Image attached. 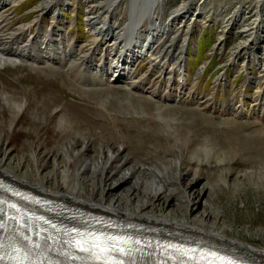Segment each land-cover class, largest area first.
<instances>
[{"label": "rangeland", "instance_id": "374dc122", "mask_svg": "<svg viewBox=\"0 0 264 264\" xmlns=\"http://www.w3.org/2000/svg\"><path fill=\"white\" fill-rule=\"evenodd\" d=\"M8 1L10 6H1H7L6 33L25 23L8 43L21 45L20 37L22 54L43 61L27 58L0 66V160L4 157L5 166L105 205L120 203L152 216L186 219L264 249V110L257 116L254 105V99L264 103L258 54L264 47V0H193L187 18L173 22L169 38L158 43L160 50L179 48L180 40L189 36L187 55L170 65L175 69L171 83L145 59L133 67L131 83L96 88L74 76L71 69L76 74L80 69L69 60V53L71 58L80 53L70 40L82 53L92 54L93 64L107 58L103 50L109 46L102 41L103 48L94 45L95 36L87 28L86 0H70L71 5L51 0V12L42 7L43 0ZM98 1L102 4L95 3L96 13L103 22L110 0ZM185 1L162 0L157 15L165 21ZM129 3L115 4L105 28L109 39L117 28H125ZM236 10L240 12L234 18ZM204 28L214 42L200 58L202 41L195 60L197 36ZM175 31L180 39L174 44ZM61 51L68 52L65 63H57ZM207 57L216 61L210 73L208 60L203 61ZM182 64L189 71L184 86L177 74ZM201 64L205 67L199 74ZM136 82L142 84L139 90L129 89ZM241 98L245 112L233 117V104H241ZM125 174L130 180L119 182ZM194 188L203 191L200 198ZM159 190L163 196L154 197Z\"/></svg>", "mask_w": 264, "mask_h": 264}, {"label": "bare ground", "instance_id": "6f19581e", "mask_svg": "<svg viewBox=\"0 0 264 264\" xmlns=\"http://www.w3.org/2000/svg\"><path fill=\"white\" fill-rule=\"evenodd\" d=\"M86 1H87L86 3H88L87 5L88 16L86 18L87 28L90 29V32L95 36L94 39L95 41L97 42L102 41L109 47L107 48V50L105 51L103 50L104 52H106L107 58L102 62H100L99 64H93L90 62V60L93 59L92 54L89 52L82 53L81 50H79L74 46V43L72 42V40H70V38L66 34L65 36L70 40L72 49L76 50L77 52H80L79 55L75 58H71L69 53V57H70L69 60H71V62L73 63L77 62V66H75V68L80 69V73L77 74L74 73V70L71 69L73 74H75L74 75L75 77L79 78L80 80L98 79V82H102L104 78H107L108 81L114 80L117 82L122 81L125 83L126 82L131 83L134 80L135 69H133V67L138 65L140 60L150 59L151 65H153V67H157L161 69L162 73H164V76L167 77V80H169L170 82L173 73L175 71V69L170 65L173 64L172 61H176L179 58L180 60L184 59V56L186 54L185 51L187 49L186 48L187 41L185 39L181 40V46L179 48L171 45L161 50L157 49L158 43L160 41H163L164 39L169 38L170 34L167 33L170 29H172L173 22L177 23L181 20V18H185V19L187 18L188 14L185 15V13L189 12V8L193 0H186L184 4L178 7L176 10H174V12L170 14V17L165 21L161 20V18H159L156 12L158 10L159 3H161L162 0H131V4L129 3L130 18L126 20V26L124 29L117 28L114 31L113 33L114 37L112 39H109L108 35H106L105 28L107 27L106 25L110 24L112 19V12L117 5L116 3L119 2L120 0H110V2L107 1L108 2L107 6L109 9H108V13L105 14L104 16L103 22H101L100 20L101 17H99L98 14L96 13L97 6L95 5L96 2L99 4L102 3H100L98 0H86ZM254 1L257 2V4H259L261 3L262 0H254ZM258 1L260 2L258 3ZM2 5H9V1L0 0V8ZM42 7L50 12L54 9V7H52L51 0H43ZM6 8L7 6L0 9V66H2L4 63L7 62H11L12 64H15L16 62L27 60V58L34 61V63L41 60L43 61V58H36L33 55L22 54V51L20 50L23 48L21 45H24V41L21 42L20 37L17 39L19 40L21 45L19 44L16 45L14 42L8 43V41L12 39L14 33L19 34L22 31L23 27L25 26V23L21 24L16 30L12 31L11 33H6L5 29L9 23L7 18L4 17L3 15V11ZM239 12H240L239 10L234 11L232 17H234ZM232 17L231 19L234 20L235 17L234 18ZM232 20L229 21L231 22ZM144 22L148 24L146 25L144 24ZM99 23H103V24L99 25ZM30 24L31 23H28L27 26H30ZM143 24L146 25L147 27H144ZM127 38L128 40L125 41ZM179 39H180V33L177 31L175 37L171 41H173V43L175 44L176 42L179 41ZM13 49L15 51H13ZM177 49H179V51L181 52L179 53V55L175 56L173 54V51ZM259 49H260V53H258L260 56L259 58H261L262 60L260 66L262 68V71H264V47H261ZM116 50L118 51V53H121L120 56L114 53V51ZM57 54L59 55L56 57V59L58 60L57 63L60 62L65 63L67 61L66 60L68 59L67 51L57 52ZM70 65L72 64L70 63ZM187 73L188 72L186 71V68L183 66V64L181 67L177 68L179 82L183 84V86L184 84H187L188 81ZM95 76H97L98 78H95ZM177 97L179 98L182 97V91L178 93ZM254 102H255L254 105L256 106L258 113H260L264 109V103L258 102L257 99H254ZM245 105L246 103L243 99L241 104L237 106L233 104L232 113L234 115H237L238 113H244L245 109H240V108L245 107ZM3 160L4 157L0 160V176L13 183L15 182L16 183V184L14 183L15 185H18L25 190H30L38 195H44L55 198H65L67 201L71 202L72 205L76 207H80L81 209L96 211L100 213H108L125 219H131V220L143 222L145 223V226L147 228L152 227V229H154V232H158V230H162V231H166L168 234L169 233L172 234L173 232L171 231H175L176 233L177 232L179 233L175 235L184 237V239H187L189 237H191L189 239H193V237H195L194 241L196 242H194V246L201 250H207V251L216 250V249H222L225 251L231 250L240 254H246L247 257H251L255 259L257 258L264 263L263 248L254 247L239 239L229 238L221 231L209 229L205 226H202L201 224H194L188 222L186 219H183L182 221H176L169 218L168 216L157 217V216L149 215L147 214V212L141 213L136 210L135 211L129 210L124 208L122 205H120V203H114V204L110 203V205H105L104 203L96 201L93 198L84 197L82 194L81 195L77 194V192L74 193L73 191H70L67 188H65L66 186L64 187V185H59L58 187H52L51 185L44 183V181L41 182L34 177L19 175L14 169L5 166ZM108 162L112 163V157L108 159ZM129 180H130L129 175L125 174V176L121 179V181L119 180V182H128ZM117 184L114 183L112 187H115V189L116 187L118 188ZM193 190L195 191V193L199 191L197 196L198 198H200L203 191L197 188H194ZM163 193H161L159 190L158 193L154 192L153 194L154 197L161 198L163 196Z\"/></svg>", "mask_w": 264, "mask_h": 264}]
</instances>
